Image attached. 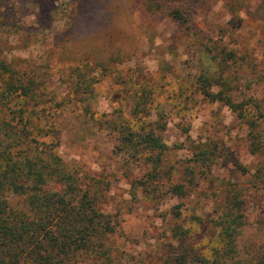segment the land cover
<instances>
[{"label": "trees", "instance_id": "16d2710c", "mask_svg": "<svg viewBox=\"0 0 264 264\" xmlns=\"http://www.w3.org/2000/svg\"><path fill=\"white\" fill-rule=\"evenodd\" d=\"M69 1L76 11L75 0ZM30 2L35 7L31 25L16 17L11 5L0 11V264H121L110 240L119 221L104 211L98 191L83 180L76 164L58 154L61 117L66 112L75 113V126L82 130L111 126L125 159L148 168L144 178L136 181L146 198L156 203L177 201L168 208L170 237L180 244L170 254L171 264H264V245L254 253L239 248L238 239L248 219L249 197L243 186H223L204 216L191 215L189 220L205 226V251L184 244L191 234L184 227L189 221L185 199L215 167L217 146L191 141L188 170L182 164L167 165L170 147L163 138V113L150 119L162 103L152 87L138 84L117 67L128 53L112 35L101 40L98 51L87 46L73 51L76 16L72 14L69 26L55 32L43 50L46 56L34 50V58L22 61L12 52L8 37L27 35L33 48L41 47L39 37L28 34L29 30L33 34L48 30L60 7L50 5V0ZM189 8L177 0L165 10L179 31L196 34L187 35L192 36L197 68L181 81L177 112L182 99L196 102L193 93L232 111L246 129L247 149L259 158L258 165L249 167V181L264 182V91L261 95L255 91L259 85L264 89V20L256 23L251 37L233 39V33L228 38L213 37L193 28ZM55 65H66L57 70L64 95L47 82ZM106 77L127 92L132 90L128 113L122 107L110 117L96 111L95 87Z\"/></svg>", "mask_w": 264, "mask_h": 264}, {"label": "rangeland", "instance_id": "374dc122", "mask_svg": "<svg viewBox=\"0 0 264 264\" xmlns=\"http://www.w3.org/2000/svg\"><path fill=\"white\" fill-rule=\"evenodd\" d=\"M181 1L190 5L193 28L213 37L223 35L228 38L232 33L233 39L236 36L243 39L251 37L256 23L264 20V0ZM74 2L78 7L76 11L69 0H50V5L60 6L52 19V26L38 34H33L32 30L28 33L37 35L42 46L33 48L27 35L19 39L8 37L14 47L12 52L22 61L34 58V50L40 56H46L43 50L50 45L55 32L61 33L69 26L72 14L76 16L72 26L75 32L73 51L84 46L97 48L98 51L101 40H107L112 35L113 41L122 45L128 53L123 61L116 63L117 67L138 84L152 87L154 97L162 103L157 108L158 112L152 111L150 119L154 121L159 118L158 114L163 113L162 120L166 121L163 138L170 147L167 165L175 167L182 164L181 168L188 170V160L192 156L191 141L201 140L217 146L215 167L199 180L197 189L185 199L187 220L195 213L204 216L223 186H243L249 197L248 219L238 239L239 248L243 252L254 253L264 245V182L253 184L249 181L252 178L249 167L256 165L259 158L247 149L244 125L227 107L219 102L200 99L197 93L191 95L196 102L186 103V99H182L181 110L177 112L180 108L181 81L197 68L198 58L190 40L192 36L187 35L196 34L179 31L165 12L177 0ZM9 5L13 6L16 17H21L28 25L35 20V7L30 0H0V11ZM84 6H87L86 10ZM238 23L243 26L237 28ZM63 66L66 65H55L56 71L47 78V82L50 81L49 84L61 95L66 89L57 70L62 71ZM255 91L261 95L264 89L259 85ZM131 94L132 90L127 92L106 77L95 87L96 111L101 115L108 113L110 117L122 107L128 113ZM62 115L63 131L58 154L64 161L76 164L83 180L98 191L104 211L119 221L116 233L110 239L114 256L120 259L121 264H171L170 254L180 244L170 237L172 222L168 208L177 201L169 199L156 203L146 198L143 188L136 181L144 178L148 168L145 164L125 159L126 154L117 148V133L110 131L111 126H101L93 132L82 130L75 126L77 118L74 112ZM134 184L138 186L136 190ZM184 227L191 231L184 244H191L196 251H200L199 248L207 242L204 238L205 226L189 220Z\"/></svg>", "mask_w": 264, "mask_h": 264}, {"label": "crops", "instance_id": "0c3cea01", "mask_svg": "<svg viewBox=\"0 0 264 264\" xmlns=\"http://www.w3.org/2000/svg\"><path fill=\"white\" fill-rule=\"evenodd\" d=\"M253 91V90H252ZM220 103V102H219ZM264 127V126H263Z\"/></svg>", "mask_w": 264, "mask_h": 264}]
</instances>
